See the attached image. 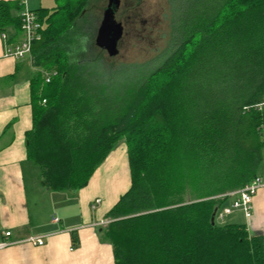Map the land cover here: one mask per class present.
<instances>
[{"label": "trees", "instance_id": "trees-1", "mask_svg": "<svg viewBox=\"0 0 264 264\" xmlns=\"http://www.w3.org/2000/svg\"><path fill=\"white\" fill-rule=\"evenodd\" d=\"M171 1L174 49L120 90L61 50L90 0L34 12L42 39L32 55L42 73L32 80L27 158L46 189L78 191L126 142L131 187L102 228L115 264H264L262 237L211 223L231 205L228 194L258 178L264 0ZM23 7L0 1V34L10 43L22 34Z\"/></svg>", "mask_w": 264, "mask_h": 264}, {"label": "crops", "instance_id": "crops-1", "mask_svg": "<svg viewBox=\"0 0 264 264\" xmlns=\"http://www.w3.org/2000/svg\"><path fill=\"white\" fill-rule=\"evenodd\" d=\"M0 1L25 3L35 13L60 5V0ZM40 73L33 55L22 60L6 56L0 34V233H12L11 244L0 249V264H115L112 246L97 231L102 233L107 213L131 187L125 145L108 156L85 188L46 189L26 149L33 127L32 80ZM97 199L101 204L94 211ZM252 207L250 219L236 211L225 224L245 225L250 235L264 240V186ZM32 237L44 238L45 244L27 242Z\"/></svg>", "mask_w": 264, "mask_h": 264}, {"label": "rangeland", "instance_id": "rangeland-1", "mask_svg": "<svg viewBox=\"0 0 264 264\" xmlns=\"http://www.w3.org/2000/svg\"><path fill=\"white\" fill-rule=\"evenodd\" d=\"M171 3V0H123L115 18L123 25L124 34L118 46L119 54L110 57L95 44L108 0H90L75 27L62 40L61 50L69 54L72 63L85 61V65L99 80L111 79L113 88L120 90L126 84L124 80H140L159 67L174 49L171 42ZM122 145H125L127 152L124 140L120 141L115 150H119ZM256 174L264 185V148ZM227 217L224 224L229 220ZM104 223L103 227L107 222ZM97 232L104 237L99 229Z\"/></svg>", "mask_w": 264, "mask_h": 264}, {"label": "built area", "instance_id": "built-area-1", "mask_svg": "<svg viewBox=\"0 0 264 264\" xmlns=\"http://www.w3.org/2000/svg\"><path fill=\"white\" fill-rule=\"evenodd\" d=\"M23 10L21 13V32L22 38L17 43H10L9 37L6 33H2L1 37L5 44V55L14 59L22 60L27 57H32L33 45L42 39V25L38 20L37 15L31 11L25 3H23ZM44 77L47 83L50 82L52 74L44 72ZM264 185L259 178H256L251 183L247 184L243 188L230 194L233 199L230 206L217 209L215 221L223 224L227 216L233 214L235 211H241L245 218L252 217V203L253 198L257 194L258 190ZM101 204V199H97L92 204V210H96ZM54 222H58V218L53 219ZM102 224H105L102 222ZM12 236L9 231L0 233V249L7 247L11 243L8 239ZM27 242L35 246H43L45 244L44 238L32 237Z\"/></svg>", "mask_w": 264, "mask_h": 264}, {"label": "water", "instance_id": "water-1", "mask_svg": "<svg viewBox=\"0 0 264 264\" xmlns=\"http://www.w3.org/2000/svg\"><path fill=\"white\" fill-rule=\"evenodd\" d=\"M120 5V0H110L105 9L101 25L98 29L95 44L105 50L110 57L119 54L118 43L123 36V26L115 19V9ZM216 211H214L211 223L215 225Z\"/></svg>", "mask_w": 264, "mask_h": 264}, {"label": "flooded vegetation", "instance_id": "flooded-vegetation-1", "mask_svg": "<svg viewBox=\"0 0 264 264\" xmlns=\"http://www.w3.org/2000/svg\"><path fill=\"white\" fill-rule=\"evenodd\" d=\"M109 1H110V0H108V4H109ZM122 1H123V0H120V5H119V7H118L117 9H115V15H117V12L119 11V9H120V7H121ZM108 4H107V7H108ZM107 7H106V8H107ZM104 11H105V10H104ZM115 19H116V18H115ZM116 21H117V20H116ZM117 23H120V22L117 21ZM120 24H121V23H120ZM122 26H123V25H122ZM123 34H124V27H123ZM122 37H123V36H122ZM121 41H122V38L120 39V41H119V43H118V46L120 45Z\"/></svg>", "mask_w": 264, "mask_h": 264}]
</instances>
